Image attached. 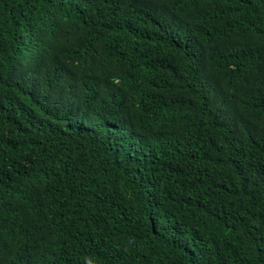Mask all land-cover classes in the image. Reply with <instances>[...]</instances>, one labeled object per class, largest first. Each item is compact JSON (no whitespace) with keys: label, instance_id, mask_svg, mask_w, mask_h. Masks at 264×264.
<instances>
[{"label":"trees","instance_id":"obj_1","mask_svg":"<svg viewBox=\"0 0 264 264\" xmlns=\"http://www.w3.org/2000/svg\"><path fill=\"white\" fill-rule=\"evenodd\" d=\"M0 264H264V0H0Z\"/></svg>","mask_w":264,"mask_h":264}]
</instances>
